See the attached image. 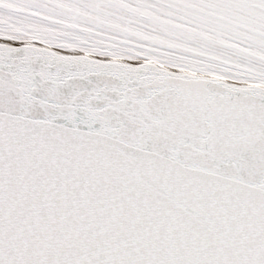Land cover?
<instances>
[{"label": "snow or ice", "instance_id": "1", "mask_svg": "<svg viewBox=\"0 0 264 264\" xmlns=\"http://www.w3.org/2000/svg\"><path fill=\"white\" fill-rule=\"evenodd\" d=\"M0 264H264V0H0Z\"/></svg>", "mask_w": 264, "mask_h": 264}]
</instances>
